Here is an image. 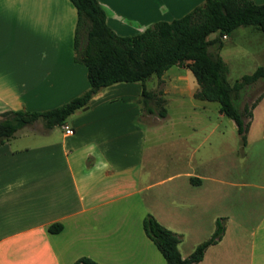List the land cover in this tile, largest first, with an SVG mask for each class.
<instances>
[{
	"label": "crops",
	"instance_id": "0c3cea01",
	"mask_svg": "<svg viewBox=\"0 0 264 264\" xmlns=\"http://www.w3.org/2000/svg\"><path fill=\"white\" fill-rule=\"evenodd\" d=\"M98 1L107 24L120 35L204 2ZM76 18L71 0H0V113L49 109L89 87L87 66L74 58ZM157 80L166 114L150 122L143 119L153 113L142 109L141 81H119L100 88L87 106L67 117L72 133L61 125L37 132L24 126L0 144V264H73L83 255L101 264H166L143 228L147 213L181 235L182 256L211 235L217 218H225L222 237L195 264H239L241 258L245 264H264V205L248 239L239 232L231 237L233 214L218 211L229 188L249 185L264 194V182L243 183L205 171L213 157L200 151L194 74L173 64ZM145 85L155 89L147 79ZM262 103L264 95L253 108L249 132ZM260 114L264 121V110ZM175 123H187L190 131L172 127ZM161 133L186 168L154 179L146 163L147 142L149 135ZM54 222L62 224L57 232L48 229Z\"/></svg>",
	"mask_w": 264,
	"mask_h": 264
},
{
	"label": "trees",
	"instance_id": "16d2710c",
	"mask_svg": "<svg viewBox=\"0 0 264 264\" xmlns=\"http://www.w3.org/2000/svg\"><path fill=\"white\" fill-rule=\"evenodd\" d=\"M76 7L74 29V58L87 66L89 87L79 95L49 109H7L0 113V144L26 125L40 119L49 129L65 123L78 108L87 106L91 96L100 88L119 81H141L140 102L148 113L166 114L162 89H147L146 79L161 78L173 64L186 65L194 74L198 88L194 96L219 103L222 114L232 118L246 143L247 131L253 116L252 109L264 95V90L242 109L238 98L240 89L264 78V64L258 65L231 84L225 73L227 66L217 51L210 46L223 45L222 37L240 25H256L264 33V2L253 0H204L202 4L171 20H157L132 35L116 33L106 22V12L98 0H71ZM217 32L212 38L209 34ZM145 233L153 240L166 264H195L203 258L206 248L223 235L224 217L216 220L214 231L199 242L186 256L178 244L181 235L161 224L152 214L143 217ZM59 222L48 229L57 232ZM73 264H101L90 256H80Z\"/></svg>",
	"mask_w": 264,
	"mask_h": 264
},
{
	"label": "rangeland",
	"instance_id": "374dc122",
	"mask_svg": "<svg viewBox=\"0 0 264 264\" xmlns=\"http://www.w3.org/2000/svg\"><path fill=\"white\" fill-rule=\"evenodd\" d=\"M217 34L213 32L209 36ZM222 41L223 45L220 48L217 43L209 48L211 51L216 50L225 62L227 66L225 76L231 84L239 80L243 74L251 73L258 65L264 64V33L256 25H240L230 34L223 36ZM152 82L155 84V89L162 86L158 83L156 75L147 79V85L151 87ZM263 90L264 78L243 86L238 98L240 108L242 109L245 103L253 101ZM197 102L201 104L200 119L196 120L197 133L202 136L200 151L203 157L206 155L213 157L212 163H207L204 170L219 177L233 178L243 183L245 181L264 182V121L261 119L262 113L259 115L264 110V103L256 107L254 125L250 132L248 128L246 143H242L235 121L220 112L217 101L197 99ZM157 116V113H153L143 119L150 122L151 117L156 119ZM192 122L193 119H191ZM171 126L182 129L186 133L190 131L187 123H175ZM25 128L37 132L43 130L44 126L38 119L26 125ZM212 129L214 132L211 131ZM210 132L212 135L206 139ZM149 139H151L147 142L149 159L146 163L152 172V178H162L172 169L186 168L183 161L178 160L179 150H174L172 145H168L162 133L149 135ZM259 190L253 186L239 185L233 190L228 189L226 201L219 199L218 211L233 214L229 222L231 237L234 238L233 232H239L243 239L250 238V228L256 222L264 205V194L261 190L258 193ZM239 264H245L242 258Z\"/></svg>",
	"mask_w": 264,
	"mask_h": 264
},
{
	"label": "built area",
	"instance_id": "2783aa9c",
	"mask_svg": "<svg viewBox=\"0 0 264 264\" xmlns=\"http://www.w3.org/2000/svg\"><path fill=\"white\" fill-rule=\"evenodd\" d=\"M61 126L64 128L65 133H72L74 131L73 128L66 123H63Z\"/></svg>",
	"mask_w": 264,
	"mask_h": 264
}]
</instances>
